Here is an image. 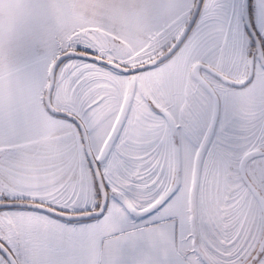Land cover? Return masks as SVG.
Instances as JSON below:
<instances>
[{
    "label": "snow or ice",
    "instance_id": "6c2138e0",
    "mask_svg": "<svg viewBox=\"0 0 264 264\" xmlns=\"http://www.w3.org/2000/svg\"><path fill=\"white\" fill-rule=\"evenodd\" d=\"M0 264H264V0H0Z\"/></svg>",
    "mask_w": 264,
    "mask_h": 264
}]
</instances>
